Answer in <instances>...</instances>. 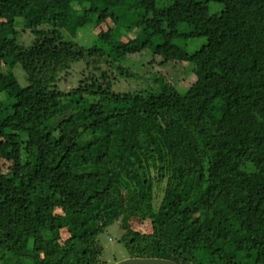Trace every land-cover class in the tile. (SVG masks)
<instances>
[{
  "label": "trees",
  "instance_id": "obj_1",
  "mask_svg": "<svg viewBox=\"0 0 264 264\" xmlns=\"http://www.w3.org/2000/svg\"><path fill=\"white\" fill-rule=\"evenodd\" d=\"M147 51L188 88L116 91ZM0 161V264H107L117 223L129 257L264 264V0H0Z\"/></svg>",
  "mask_w": 264,
  "mask_h": 264
},
{
  "label": "rangeland",
  "instance_id": "obj_2",
  "mask_svg": "<svg viewBox=\"0 0 264 264\" xmlns=\"http://www.w3.org/2000/svg\"><path fill=\"white\" fill-rule=\"evenodd\" d=\"M82 16L76 17L73 21L76 24L82 22ZM221 27L229 29L230 23L227 17L218 19ZM117 23L116 17H110L105 23L99 26L97 29L93 28L91 25H85L84 27L78 28L75 32L69 34V38L75 40L82 46L91 47L95 44L97 40V32L100 29H109L114 27ZM136 35L135 31L121 30L118 37L122 40H128ZM205 42V39L198 40H187V47L191 50H197ZM151 52L147 51L143 55L136 56L127 60L124 65L129 67L131 77H122L119 82L115 83L114 89L118 92L126 91H148L160 88V79H169L175 83L177 88L186 89L191 84L192 77H186L185 69L183 67H170L169 64L159 63L161 58H157L155 64H150ZM171 64V63H170ZM20 81L23 85H26L27 81L24 76L20 77ZM74 82L71 80L66 85L69 87ZM10 163H5L0 161V168L2 170L8 169ZM133 226L138 229L148 230L149 224L142 223L138 219H133ZM119 224H115L109 227L108 231L101 235L102 243L105 246L104 259L107 264H114L115 262L129 257L127 250L119 242L120 238Z\"/></svg>",
  "mask_w": 264,
  "mask_h": 264
},
{
  "label": "water",
  "instance_id": "obj_3",
  "mask_svg": "<svg viewBox=\"0 0 264 264\" xmlns=\"http://www.w3.org/2000/svg\"><path fill=\"white\" fill-rule=\"evenodd\" d=\"M114 264H179L178 262L161 257H127Z\"/></svg>",
  "mask_w": 264,
  "mask_h": 264
}]
</instances>
